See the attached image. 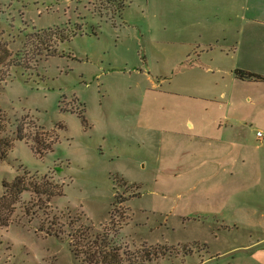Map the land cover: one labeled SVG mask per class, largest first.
Listing matches in <instances>:
<instances>
[{
	"label": "rangeland",
	"instance_id": "374dc122",
	"mask_svg": "<svg viewBox=\"0 0 264 264\" xmlns=\"http://www.w3.org/2000/svg\"><path fill=\"white\" fill-rule=\"evenodd\" d=\"M48 29L58 53L38 55ZM199 32L187 0H0V106L28 136L0 159V198L26 170L63 190L0 209V264H82L71 234L133 264H264V82L222 81L234 66Z\"/></svg>",
	"mask_w": 264,
	"mask_h": 264
},
{
	"label": "crops",
	"instance_id": "0c3cea01",
	"mask_svg": "<svg viewBox=\"0 0 264 264\" xmlns=\"http://www.w3.org/2000/svg\"><path fill=\"white\" fill-rule=\"evenodd\" d=\"M187 4L189 17L198 23L204 50H208V46L217 50L234 66L235 73L224 75L222 81L239 78L237 69L264 75V0H187ZM221 97H226L225 91L220 93ZM254 116L257 117V113ZM251 121L254 122L253 117ZM232 128L228 139L235 148L234 155L230 153L234 160L238 146L247 142V138L240 137L242 142H238L240 138L237 140L235 137L237 128ZM263 220L260 222L262 225ZM255 248L264 262V240L257 241Z\"/></svg>",
	"mask_w": 264,
	"mask_h": 264
},
{
	"label": "trees",
	"instance_id": "16d2710c",
	"mask_svg": "<svg viewBox=\"0 0 264 264\" xmlns=\"http://www.w3.org/2000/svg\"><path fill=\"white\" fill-rule=\"evenodd\" d=\"M60 32V29H48L40 30L33 34L29 35L30 44L36 47L38 55L53 56L58 53V50L54 47L57 41L54 39L55 35ZM63 40L64 37L61 36ZM0 53H4L5 59L10 57L9 48L7 43L0 41ZM12 58L8 61H2L0 58V64L11 63ZM13 63V62H12ZM236 75L240 79L248 80H257L264 81V75L245 71L241 69L236 70ZM7 75L2 71L0 77V83L5 81ZM0 87V93L2 92ZM9 118L6 115V112L0 106V159H5L9 150L14 146L16 140H24L28 138L26 136L23 127L20 125L17 126L15 132H10L9 128ZM35 138L38 143H42L45 147H50V143H45L42 140ZM39 151V148L36 149ZM24 191H30L36 196V203L39 204V201L44 197V201L51 202V200L63 193L62 186H59L57 183L53 182L52 178L48 177L47 174L39 175L37 172L31 174L29 171H25L23 175H17L12 182L7 180L4 181V194L0 198V209L4 211H13L14 204L20 199V195ZM40 205V204H39ZM10 216L0 214V225H5L8 223ZM76 234H71V243L73 250L77 257L80 255L84 257L82 264H133L135 263V258L129 253V250L123 248L120 245L114 244L109 238L102 234L88 243V236L82 237V234L78 239ZM80 242L78 243V241ZM77 241V242H76ZM83 247L85 250H82ZM146 252V251H145ZM158 252H155V255H152L150 252L143 253V255L137 256L136 260L140 262H145L147 260L154 259V256H160Z\"/></svg>",
	"mask_w": 264,
	"mask_h": 264
}]
</instances>
